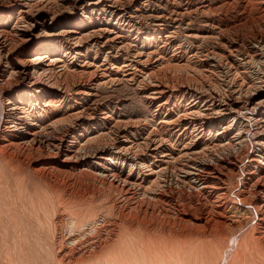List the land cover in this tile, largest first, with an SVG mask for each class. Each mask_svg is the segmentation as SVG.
I'll list each match as a JSON object with an SVG mask.
<instances>
[{
    "label": "bare ground",
    "instance_id": "6f19581e",
    "mask_svg": "<svg viewBox=\"0 0 264 264\" xmlns=\"http://www.w3.org/2000/svg\"><path fill=\"white\" fill-rule=\"evenodd\" d=\"M132 1L76 0L64 12L41 2L0 0L1 15L25 12L17 38L0 31L1 226L10 227L20 245L32 239L37 246L36 239L43 244L52 235L48 242L57 251V264H264V78L258 85L252 82L245 71L251 64L239 54L242 45L231 38L250 23L251 11L264 16V0H166L167 15L149 17L183 26L199 15L212 28L202 41L218 47L199 54V67L221 73L225 91L191 78L182 83L183 77L170 78L165 90L156 89L192 99L177 122L165 118L169 128L182 133L180 139L189 136L178 148L156 133L138 135V128L127 124H116L107 133L94 129V121L105 127L114 116L99 122L102 100L91 84L78 90L84 103L67 109L68 116L53 117L56 112L47 110L50 98H60L57 85L66 68L46 78V67L55 61L35 44L61 39L60 48L71 60L66 67L77 69L92 48L95 57L100 55L107 29L78 35L67 23L82 28L101 8L112 18L125 17V3ZM37 31L43 35H34ZM27 44H33L28 52L23 49ZM255 44L260 49L256 58L263 60V33ZM170 103L157 111H170ZM88 195L106 197L115 217L86 224L75 210L63 218L62 210L85 205ZM45 198L57 216L52 221L45 217L43 233L34 228L29 237L22 223L32 222L33 202ZM69 222L78 236L62 234Z\"/></svg>",
    "mask_w": 264,
    "mask_h": 264
},
{
    "label": "rangeland",
    "instance_id": "374dc122",
    "mask_svg": "<svg viewBox=\"0 0 264 264\" xmlns=\"http://www.w3.org/2000/svg\"><path fill=\"white\" fill-rule=\"evenodd\" d=\"M30 1H33V3L41 2L44 4H49L58 11L67 12L73 6L76 0ZM194 1L199 4V0ZM165 2L166 0H134V2L132 1L125 3V5H128L125 8L127 17H123V14H121L122 16H118L116 19L114 17L112 18V16H110L111 14L107 13V11H104L103 8H101V12L99 11L95 13V19L91 20L92 22H90V19H86L87 23H89L84 24V26L81 25L82 28H80V26L73 27L72 23L68 22L67 24L71 26L69 31L73 32L77 30L75 31V34L78 35L80 33L81 35H88L90 32H92V28H97L98 31H101L99 29L100 26V28L105 31L107 29L108 34L106 36L104 35V39L102 41L103 44L100 45V50L102 49V52L99 51V53L101 52L100 55H96L97 57H95L94 54L96 50L92 48L87 54H84V58L80 59V61L76 64L78 65L77 69H75V65H71L73 68L70 69L69 67H66L67 65L70 66L71 60L67 57L65 51L60 48L62 43L59 40L61 39L57 38L55 41L49 42V45H42L41 43L35 44L37 48L43 47L42 51L43 53L47 54L50 62L51 60L52 62L55 61L50 67L45 65L47 66V70H45V72H48L43 73H45L46 78H51L54 73L65 71L64 68H66V75L59 80L57 85L58 90L61 92L60 98H50L51 102L47 106V110H50L51 114L56 112L54 115H52L53 117L60 114L58 118H64L66 115L68 116L72 112V108L74 110L78 104H82L83 101L80 100L81 98L79 99L78 90L85 86L87 88L88 84H91L97 87V100H102L100 103L101 108L96 114L99 122L102 120L103 116H114H111L112 119L114 118L112 124L108 125L107 123L105 127L102 126L98 128L96 126L98 123L94 121L92 124V126L95 127L94 129H97L98 131L100 130L103 133H107V131L116 124H127L134 130L138 128L135 132L138 135L140 134L142 136H147L150 133H156L159 136L162 135L166 141H169L170 146L172 144V147L173 144L175 146L179 144L183 145L185 143L184 140L189 139V136L185 139H180L182 133L178 131L179 129L177 130L173 127L169 128L168 126L170 124L167 123L168 121L166 122L165 118L166 116H169V118H171L169 122H177L179 116L183 114L186 106L192 103V99L183 97L182 94L179 95L176 93H167L164 95L161 94L159 90H165L167 85H171L169 82L170 78L176 77L177 79H180L183 77V80H179L182 83H188L190 82L188 79H192L193 83L195 84L205 83L207 86L213 87L212 89L225 91V88H223L222 84V79L224 78L222 77L221 73H212L208 69H203L202 71L201 66L199 67L198 56L201 52H204L208 49L211 50L212 48L218 49L217 45L215 46L212 43L210 44L202 41V39L208 37V33L212 31L211 22L209 24V21L206 19H199V15H194V19L188 23H185L183 26L177 23L173 24L172 22H167L164 19H150L149 17H160L167 15V10L171 8L170 6H167ZM11 11L8 15L6 12V15H1L0 13V31L8 32L12 35H15V38H17L16 32L21 31L18 26L20 23H22V18H24L23 14L25 12L19 10ZM254 11H251V20H249L250 23L244 25L242 30H238L234 34L231 33L233 34L231 38L233 40L237 39L236 43L238 45H242L239 54L243 58H247L249 63L253 65L249 66L251 70L245 71L249 72L248 74H250L249 76L252 82L258 85V82H260V77L262 79L264 78V58L263 60L256 58V55L260 49L255 47V41L257 35L262 33L264 34V16L259 18L257 13H254ZM132 16L133 18H130ZM116 20L121 21L120 24L117 25ZM93 30L95 31L96 29ZM40 34V31L34 33V35H37L38 37ZM148 34L150 35L148 36ZM146 39L148 40L146 41ZM32 45L29 46L27 44V46H24L23 49L28 52L33 48ZM36 56L38 57V55ZM234 73L235 72H233V76L235 75ZM241 81V77L238 78V82L241 83ZM220 84L222 85V88ZM153 97L155 98L153 99ZM166 102H168V104L171 102L170 105L172 106L169 107L171 110L168 111L167 107H164L161 109V112H158V106ZM67 109H69L71 112ZM32 110H34V108ZM151 123H153V125ZM184 127L185 126L183 125L181 129H184ZM170 131L179 133L172 136ZM206 146L207 144H205V147ZM176 147L178 148V146ZM7 181L9 182V180H6V182ZM87 197V200H84L85 202L87 201V203L84 202L85 205H69V209L62 210L63 218L65 216L68 218L71 215V212L75 210L80 212V216L85 219L86 224H88V222L94 223L95 221H102L104 219L109 220L115 217H113L112 211L110 209L111 204H109L106 197L100 198L93 195H88ZM48 200L50 199L44 200V203L42 201H39L38 203L37 201H35L36 203L33 202L35 212L32 213L33 215H36H32V222L24 219L22 223L24 231L28 233L27 236L31 237L32 233H34L32 230L35 229H39L43 233V229H45V227H43L44 225H42L43 223L40 221H42L45 217H48L50 221L56 218L57 211L54 208L52 209L53 206H51L50 210H48L49 208L46 206ZM59 201H61V199ZM72 218L73 217H71V219ZM49 224L50 223H47V225ZM37 225L39 226L36 227ZM40 225L42 226L40 227ZM49 227L52 228V225ZM74 227L76 226H74L72 222H69L66 227L63 228L62 234L67 237L78 236V232H73ZM85 229L88 232L92 228L89 227ZM80 232L83 233L84 229H82ZM51 236L52 235L46 236L43 240L45 241L43 244H41L36 239L38 243L37 246H35L32 239L30 240V243H28L25 242L23 238L25 244L20 245L19 243H16L19 241V239L16 238L15 232L12 231L10 227H2L0 224V264H57V251H55L48 242V240H51Z\"/></svg>",
    "mask_w": 264,
    "mask_h": 264
}]
</instances>
